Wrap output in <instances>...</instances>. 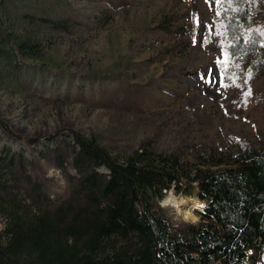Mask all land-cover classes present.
Here are the masks:
<instances>
[{
	"label": "rangeland",
	"instance_id": "1",
	"mask_svg": "<svg viewBox=\"0 0 264 264\" xmlns=\"http://www.w3.org/2000/svg\"><path fill=\"white\" fill-rule=\"evenodd\" d=\"M243 3L250 26L232 55L231 0H0V167L14 156L6 182L20 191L34 183L53 204L73 201L75 131L118 159L143 144L192 163L240 142L264 150V0ZM226 51L218 83L212 70ZM181 192L198 196L197 183L184 179ZM158 198L152 211L186 233L193 223Z\"/></svg>",
	"mask_w": 264,
	"mask_h": 264
},
{
	"label": "trees",
	"instance_id": "2",
	"mask_svg": "<svg viewBox=\"0 0 264 264\" xmlns=\"http://www.w3.org/2000/svg\"><path fill=\"white\" fill-rule=\"evenodd\" d=\"M231 1L237 14L227 22L235 53L246 43L252 11L243 0ZM249 37L256 50L257 34ZM73 137V201L53 204L34 183L24 191L11 187L5 176L14 174L13 154L0 167V218L6 224L0 264H264L263 149L240 142L230 153L212 151L192 163L143 144L118 159L92 137L76 131ZM184 179L197 183L205 208L186 233L173 232L150 199L173 186L181 191Z\"/></svg>",
	"mask_w": 264,
	"mask_h": 264
},
{
	"label": "clouds",
	"instance_id": "3",
	"mask_svg": "<svg viewBox=\"0 0 264 264\" xmlns=\"http://www.w3.org/2000/svg\"><path fill=\"white\" fill-rule=\"evenodd\" d=\"M58 175V170L50 168L48 176ZM158 205L161 209L170 211L176 218L182 219L184 222L196 223L199 220L197 212H202L205 203L197 195H185L177 193L175 186L171 189H165L162 198H158ZM6 224H0V230H3Z\"/></svg>",
	"mask_w": 264,
	"mask_h": 264
},
{
	"label": "snow or ice",
	"instance_id": "4",
	"mask_svg": "<svg viewBox=\"0 0 264 264\" xmlns=\"http://www.w3.org/2000/svg\"><path fill=\"white\" fill-rule=\"evenodd\" d=\"M216 2L218 4H220L222 2V0H216ZM217 15L218 16L221 15V13H220L219 10L217 11ZM196 26H198V23H197ZM205 27H206V30L207 31H214L215 30L214 27L213 28H208L207 25ZM261 35H264V31L261 32ZM218 36H219V38L221 40H226L227 39L224 36L223 33L218 34ZM206 38L207 37H205V39ZM229 48H230V46H229ZM232 55H235V53L233 52ZM224 57H225V59L223 61H221V60L218 59V61H217L218 67L216 69L212 70V75L215 76V77H218V80H217L218 83H223L224 78H225V75H226V73L228 71L229 63H230L229 53L227 51L224 52ZM232 66L235 67V65H232ZM250 76H251V72H249V77ZM211 82H212V79L209 78V83H211ZM250 94H251V89H249L248 92H247V95H250Z\"/></svg>",
	"mask_w": 264,
	"mask_h": 264
},
{
	"label": "water",
	"instance_id": "5",
	"mask_svg": "<svg viewBox=\"0 0 264 264\" xmlns=\"http://www.w3.org/2000/svg\"><path fill=\"white\" fill-rule=\"evenodd\" d=\"M264 252V248H263V250H262V253ZM263 259H264V257H262Z\"/></svg>",
	"mask_w": 264,
	"mask_h": 264
}]
</instances>
